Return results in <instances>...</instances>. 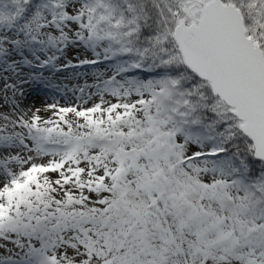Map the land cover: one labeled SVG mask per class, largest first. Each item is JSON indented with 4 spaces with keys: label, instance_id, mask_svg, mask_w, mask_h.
<instances>
[{
    "label": "snow or ice",
    "instance_id": "1",
    "mask_svg": "<svg viewBox=\"0 0 264 264\" xmlns=\"http://www.w3.org/2000/svg\"><path fill=\"white\" fill-rule=\"evenodd\" d=\"M0 264H264V0H0Z\"/></svg>",
    "mask_w": 264,
    "mask_h": 264
},
{
    "label": "rangeland",
    "instance_id": "2",
    "mask_svg": "<svg viewBox=\"0 0 264 264\" xmlns=\"http://www.w3.org/2000/svg\"><path fill=\"white\" fill-rule=\"evenodd\" d=\"M69 58H71V55L69 56ZM86 71L90 72V68H85ZM85 69H81V71H85ZM71 77L72 74L70 72L68 73H62L60 74V76L58 77L59 79L64 78V77ZM63 80H70L68 82V86L71 87L72 84L76 83V79L73 77L72 79H63ZM90 80V78H89ZM80 83H83V80L79 81ZM31 97L30 100L28 102H34L36 106H41L44 101L47 99L48 102H52L53 100H58L61 104H64L65 101L67 100L68 102H72L73 97L71 95V93L68 94V96L66 98H62L63 94H52L50 92V90L45 89L42 85H33L32 89H31ZM26 102V103H28Z\"/></svg>",
    "mask_w": 264,
    "mask_h": 264
},
{
    "label": "trees",
    "instance_id": "3",
    "mask_svg": "<svg viewBox=\"0 0 264 264\" xmlns=\"http://www.w3.org/2000/svg\"><path fill=\"white\" fill-rule=\"evenodd\" d=\"M85 71H86V69H85ZM91 71V70H90ZM64 78H61V79H59V78H57V82H59L60 80H63ZM64 81V83H66V84H68V82L70 81V80H63ZM89 82H91V80H89ZM50 92L52 93V94H63L62 92H60V93H56V92H53L52 90H50Z\"/></svg>",
    "mask_w": 264,
    "mask_h": 264
}]
</instances>
